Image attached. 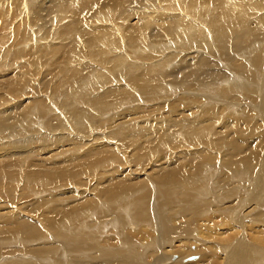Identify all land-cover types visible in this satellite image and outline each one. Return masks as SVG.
<instances>
[{"label":"bare ground","instance_id":"6f19581e","mask_svg":"<svg viewBox=\"0 0 264 264\" xmlns=\"http://www.w3.org/2000/svg\"><path fill=\"white\" fill-rule=\"evenodd\" d=\"M34 1L0 25V264H264V0ZM169 91L206 103L102 114Z\"/></svg>","mask_w":264,"mask_h":264},{"label":"rangeland","instance_id":"374dc122","mask_svg":"<svg viewBox=\"0 0 264 264\" xmlns=\"http://www.w3.org/2000/svg\"><path fill=\"white\" fill-rule=\"evenodd\" d=\"M39 1V0H38ZM38 1H34V3H33V5H36L37 4V2ZM8 2H10V3H14L15 2V0H0V25H3V24H5V22H6V20H5V17H6V19H9V17H10V13H11V11H13L14 9H15V7H16V5H14V6H12V5H9L8 4ZM36 3V4H35ZM23 5H24V2H23ZM25 6V5H24ZM7 15V16H6ZM84 16V14L82 15V17ZM23 17H21V16H18L17 17V19L13 22V26L15 25V23H17V22H19V20H21ZM27 23H28V25L29 26H32L35 22H34V15H33V10L31 9L30 10V13L27 15ZM36 32V31H35ZM40 34H38V36H39ZM4 36V35H3ZM38 36H34V38H38ZM53 42V43H52ZM52 42H50L51 44H55V45H57V43L58 42H56V40L55 41H52ZM10 44V43H9ZM32 44H34V42L32 43L31 42V44H30V47L32 46ZM45 45L47 44V43H44ZM171 45H173V44H171ZM7 46H8V43L5 45V47H4V49H6L7 48ZM4 49H2V50H4ZM1 52V51H0ZM194 53H196V52H193V54ZM203 52H200V54L197 56V57H200V56H204V53L202 54ZM184 54H186V53H184ZM192 54V55H193ZM206 54V53H205ZM191 55V54H190ZM159 56H161V55H159ZM150 57H152V55H150ZM241 57V56H240ZM134 59H135V57H134ZM133 59V60H134ZM25 60H26V62L28 61V58H25ZM43 61V60H42ZM250 61V60H249ZM29 62V61H28ZM184 63V62H183ZM49 65H50V63H48ZM225 63H223L222 65H224ZM250 65H251V63H249ZM173 66H176L177 67V65H176V63L174 62L173 63V65L171 66V67H169V68H172ZM175 67V68H176ZM168 68V69H169ZM222 68V67H221ZM231 69V68H230ZM252 69H253V67H252ZM171 69H169L168 71H170ZM243 72V71H242ZM245 73L246 72H244L243 74H242V76L241 77H243L244 75H245ZM31 74L32 73H30V75L29 76H31ZM11 75V74H10ZM9 75V76H10ZM118 81L120 82V83H117L118 85H122L123 83H124V81L119 77V79H118ZM225 89V91H226V89L227 88H224ZM43 90V89H42ZM173 90H175V89H173ZM220 92H225V91H222V90H219ZM23 93H21V94H23L24 95V93H26L27 91H25V90H23L22 91ZM175 92V91H174ZM171 92V91H169L168 92V95H169V97H168V99H166L164 102L165 103H160L159 101H155V102H152V103H147V102H142V101H135L134 102V104H133V106H128V108H121V109H119V110H117V111H115V112H108V113H102V114H110V116H114L115 117V119L117 120V124L118 123H120L119 121H118V119H119V117L118 116H123V118H125V121L127 122V120L131 117V118H133V117H136L135 116V114L133 113V116H131V115H128V116H126L127 115V113L125 112L124 113V115H120L123 111H125V109L127 110V109H129V108H132V109H135V111H138L137 109H139L140 107L142 108V109H146L147 108V112H148V115L150 116V115H152L153 117H151L150 116V118H148V120L147 121H149V120H151V118H154L156 115H161L162 113L164 114V112H165V110H168L169 109V107L167 106L170 102H172L173 100L175 101L176 99H179V98H183L184 99V97H185V101H186V103H184V101L182 100V101H180V103H178V105L180 104H182L183 105V103L184 104H187V103H195L194 101H196L197 99H198V101H200V100H203V101H205L204 99H205V96H198V95H195V94H192V93H188V96H187V94H184V95H186V96H183V93H178V92ZM172 93V94H171ZM206 94V93H205ZM1 95V94H0ZM180 95H182V96H180ZM178 96H179V98H178ZM215 96L216 97H218V94H215ZM190 97V98H189ZM234 97H236L235 99L236 100H232L233 101V103H231V100H230V105H233V110L231 111V113L230 114H235V115H238V117L240 118V119H242V120H245L246 118V116H248V108H250L249 109V111H253V110H251V107H249L248 106V104H246V103H244V101H240V100H238L237 99V97L238 96H234ZM38 99H41V97L40 96H38L37 97ZM42 98H45L44 96H42ZM137 97H135V99H136ZM194 99V100H192V99ZM240 101V102H239ZM143 103H145V104H143ZM155 103V104H154ZM205 103H206V101L205 102H202V104L201 105H205ZM237 103H240L239 105H237ZM242 103V104H241ZM147 104V105H146ZM153 104H154V106H153ZM138 107H137V106ZM152 105V106H151ZM161 105H163V107L161 108V109H159L158 110V112L155 114L154 113V111L152 110V109H154V108H158V107H160ZM166 105V106H165ZM243 105V106H242ZM140 106V107H139ZM149 106V107H148ZM195 106H197V108H200V105L199 104H195ZM217 106H219V105H217ZM241 106V107H240ZM140 108V109H141ZM237 108H239V109H237ZM165 109V110H164ZM244 109V111L242 112V110ZM152 110V111H151ZM240 110V111H239ZM151 112V113H150ZM167 112V111H166ZM198 112V113H197ZM196 112V114L197 115H200L201 114V111H197ZM241 112V113H240ZM117 113V114H116ZM200 113V114H199ZM243 113V114H242ZM247 115H246V114ZM154 114V115H153ZM232 114V115H233ZM147 115V113H146V116H148ZM224 115H226V114H224ZM242 115V116H241ZM109 116V115H108ZM124 121V122H125ZM142 121H137V122H131V124L132 125H137V124H140ZM249 130H251V126H249ZM260 131H263V129L261 128L260 130H259V132ZM100 133H102V132H100ZM250 133V131H248L247 132V134L245 135V136H242V137H247L248 136V134ZM38 137L39 136V134H36V133H34V134H32L29 138H27V137H24V138H22V136L20 135L19 136V138L17 139V141L16 142H20V141H26V140H28V139H31L29 142L30 143H34V139H35V137ZM18 137V136H17ZM32 137V138H31ZM79 137V136H78ZM22 138V139H21ZM247 139V138H246ZM80 140V139H79ZM248 141H250L249 140V138H248ZM29 142H27L26 144H29ZM24 146H26V145H24ZM87 147L85 146L84 147V149L82 148V150H85ZM204 147H201L200 149L201 150H205V148L203 149ZM221 150H219L218 149V147H217V149H211V152H213V153H215L214 155H216L217 157H218V153H219V156H222L227 150H229L228 148H225L224 146H222V147H219ZM199 149V150H200ZM218 150V151H217ZM49 152L48 150H45L44 152L45 153H47V152ZM217 151V152H216ZM42 153V154H44L45 155V153ZM52 152H54V151H52ZM187 152V151H186ZM190 152H195V150L193 149V150H191ZM22 154V153H21ZM23 155H24V153H23ZM28 167H26V166H24V167H21L20 169H22V170H26ZM123 169H124V167H122ZM143 173V172H142ZM220 172H218V174H215V177L211 180V183H214L215 181H218V177L220 176V174H219ZM139 180H141V179H139ZM139 180L136 182V183H138L139 182ZM142 182H140L141 184H144V180H141ZM239 183V184H238ZM237 183V185H235L236 186V190H241V186H240V182H238ZM148 184V183H147ZM234 184H236V183H234ZM149 185V184H148ZM60 186V185H59ZM61 187V188H60ZM59 188H60V190L59 189H54L55 190V192H54V190L52 189L53 187H51V188H49L48 190H50L51 191V193L52 194H55V193H59V192H67L68 190H73V189H69V187L68 186H63V184H61V186H60ZM238 187H240V188H238ZM79 188V187H78ZM77 188V189H78ZM222 188V187H221ZM220 188V189H221ZM68 189V190H67ZM230 189H231V187H230ZM81 190H82V192H84L86 189H78V191H80L81 192ZM86 191H88V190H86ZM231 191L232 190H230V195H231ZM95 194V193H94ZM221 196H223L224 194L220 191V192H217V193H215V192H212L211 194H210V197L207 199L206 198V200H207V202H209L210 203V201L211 200H214V197L215 196H219L217 199H218V201L216 200V202L214 203V201H213V203H214V205H210L211 207V209L208 207H206V205L204 206L203 205V208H201V212H206V214L207 215H209V214H221V212L222 211H220L221 209L220 208H217L216 209V207H215V205H219V204H222V206H224V207H228L229 206V204L228 203H230V199L228 200V201H225V200H223V197H220V195ZM44 195H46L47 197H48V192L46 191V192H44V194L43 195H40L39 196V199H45V198H47L46 196H44ZM176 196V195H175ZM154 197H155V195H154ZM1 199H6V198H3V197H0V201H1ZM29 199V202H31V201H33V197H31V198H28ZM31 199V200H30ZM22 202H26V200H24V201H22ZM21 202V203H22ZM226 202V203H225ZM53 203V202H52ZM205 203V202H204ZM224 203V204H223ZM22 204H24V203H22ZM26 204H28V202L26 203ZM262 204H264V199L262 200ZM227 205V206H226ZM109 206V205H108ZM207 206H209V205H207ZM213 207H214V209H213ZM264 207L262 206V208H261V210L263 209ZM14 209V208H13ZM178 206H176L175 208H170V207H167L166 208V213H173V211H178ZM260 210V211H261ZM214 211V212H213ZM258 213V212H257ZM256 213V214H257ZM260 214H261V219L260 220H264V211L263 212H260ZM241 215L243 216V217H245L246 219H248V220H251V219H253V217L251 216V215H249L248 213H246L245 211L244 212H242L241 213ZM263 215V216H262ZM180 220V219H179ZM178 220V221H179ZM179 222H182V220H180ZM85 224V223H84ZM179 224V223H178ZM213 224H216L215 222L213 223ZM182 226V225H181ZM211 226H213V225H211ZM204 227H207L206 226V224H205V226ZM128 227H126L125 229H124V231H126V229H127ZM199 227L197 226V228L196 229H198ZM134 229H135V227H134ZM123 231V232H124ZM105 238H107V235H105L104 236ZM171 237H173L174 238V236H171ZM194 237H196V238H199V237H197L195 234H193V241H198L197 239L195 240V238ZM192 239V238H191ZM200 241H201V239H200ZM199 242V241H198ZM206 243H207V241H206ZM142 245H146V243H142ZM108 249V248H107ZM110 249V248H109ZM121 249V248H120ZM119 249V250H120ZM123 249V248H122ZM110 250H112V248L110 249ZM164 250V249H163ZM91 252H89V253H86V254H90ZM192 253H194L193 251H192ZM200 255L201 254H192L191 256H188V257H185L183 260H182V264H187L188 262H190V261H187L188 259L189 260H192V261H197V260H199V257H200ZM199 256V257H198ZM85 257V255H83V256H81V258H83V259H81L82 261H84L83 263H81L82 261L80 260V262H77V261H75V259L73 258L72 259V257H71V260H69V263L70 264H101L102 263V260L100 261V259L99 260H93V261H91L90 259H88V258H84ZM70 258V257H69ZM174 258L175 259H177L178 258V256H176V255H174ZM74 260V261H73ZM90 260V261H89ZM186 261V262H185ZM76 262V263H75ZM86 262V263H85ZM101 262V263H100ZM169 263L171 262V264H173V261H168ZM169 263H167V264H169Z\"/></svg>","mask_w":264,"mask_h":264}]
</instances>
